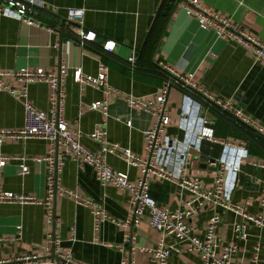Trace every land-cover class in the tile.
Here are the masks:
<instances>
[{"label":"crops","instance_id":"1","mask_svg":"<svg viewBox=\"0 0 264 264\" xmlns=\"http://www.w3.org/2000/svg\"><path fill=\"white\" fill-rule=\"evenodd\" d=\"M45 4L35 15L38 24H28L10 16L0 19V68L15 70L24 67L55 70L67 64L63 80L66 90L64 118L73 130L82 132L81 142L93 151L101 143L90 134L106 122L107 141L130 148L146 157V131L153 127L157 116L140 108H130L126 96L142 97L157 107V95L165 87L166 72L159 64L165 61L179 72L192 75L193 80L216 97L231 100L250 118L264 127V61H256L251 50L218 37L212 27L203 28L199 20L190 18L182 7V0H38ZM203 7L233 20L257 38L264 40V0H200ZM58 7V12L53 8ZM85 9L84 25L97 38L81 46L74 31L75 24L66 18V9ZM106 40L116 42L112 52L103 49ZM57 44L58 47H54ZM138 52V65L132 70L128 57ZM100 63L108 67L109 84L123 94L109 102L108 115L89 110L93 102L104 100L100 88L87 86L83 91L74 81V68L93 76L99 73ZM10 85L22 87L11 79ZM50 86L46 82L30 84L29 98L34 105L48 111ZM185 103V90L174 84L166 108L170 123L165 134L183 140L180 112ZM213 121L215 136L234 144L246 143L249 159L264 160V133L239 122L234 116L213 107L204 112ZM131 120V125H128ZM185 121V120H184ZM194 120L184 122L190 126ZM23 104L8 92H0V127L19 128L24 125ZM244 127V128H243ZM251 134H247L245 131ZM49 142L42 138L7 140L0 145V153L25 156L30 172L19 174L20 160H13L0 172V188L18 194L44 197L46 194L45 163L34 160L47 156ZM223 145L203 140L200 150L193 149L184 170L187 175L199 176L202 188H210L217 168L209 163L219 158ZM107 163L115 170L125 172L131 181L140 176V168L128 166L124 158L108 154ZM62 184L83 196L94 199L111 217L95 230L91 208L77 204L72 198H57L55 212L59 226L48 222L47 207L41 204L4 203L0 205V259L16 258L32 253L44 255L43 246L49 233L60 236L61 247L70 249L73 258L81 264H151L148 248L157 244L160 232L150 226V217L144 215L138 227L120 225L131 217V201L127 191L114 185H102L93 168L79 167L69 157L61 173ZM264 168L249 162L241 164L233 192V202L242 204L253 214L261 211L260 182ZM151 194L162 207H186L192 198L189 191L175 183L153 178ZM220 213L222 224L216 230V239L226 245L234 241L233 223L236 215L221 207L205 205L198 215L188 220L193 232L204 237L210 217ZM113 218V220H111ZM136 239L128 243L131 231ZM259 246V262L264 264V229L249 226V238L241 242L234 259L251 264ZM169 264H203L199 253L184 251L174 254Z\"/></svg>","mask_w":264,"mask_h":264},{"label":"built area","instance_id":"2","mask_svg":"<svg viewBox=\"0 0 264 264\" xmlns=\"http://www.w3.org/2000/svg\"><path fill=\"white\" fill-rule=\"evenodd\" d=\"M44 6L45 4L38 0H0V19L3 16H10L28 24H38L35 15ZM182 7L190 18L199 20L203 28L212 27L221 39L245 46L253 52L256 61H264V40L241 28L230 18L206 9L200 0H182ZM65 9L66 18L75 24L74 31L79 44L85 46L88 42L95 41L97 34L84 25L85 9L77 7ZM58 10V7L53 8L54 12ZM54 47L58 45L55 44ZM115 47L116 42L113 40H106L103 44V49L107 52H112ZM138 57L136 50L128 57L132 70L137 68ZM159 64L166 72L167 78L165 87L157 95L155 110L150 108L152 101L131 94L126 96L130 108H140L157 116L153 127L146 131V157L137 155L130 148H121L119 144L108 142L106 122L99 124L90 134L93 140L101 143L99 151H93L81 142L82 132L73 130L64 118L66 90L63 80L70 68L67 64H62L55 70L42 67L35 69L24 67L15 70L0 68V92H8L18 99L23 104L25 112V122L22 127H0V145L7 140L20 141L30 138H42L50 144L47 156L34 158L45 163L46 166L45 196L40 198L3 191L0 188V205L4 203L45 205L48 222L57 227L59 226L55 212L57 198H72L77 204L91 208L95 230H99L101 223L111 218L108 213L94 199L65 187L61 182L63 166L71 157L79 167L90 165L102 185H114L129 193L131 217L120 222V225L133 229L139 226L144 215H149L150 226L160 232L157 244L148 248L151 264H169L174 254L184 251L199 253L203 258V264H244L235 260L234 255L238 252L240 243L248 240L251 224L264 229V179L260 182L261 211L257 214L248 212L242 204L234 203L233 192L241 164L249 162L264 168V160L249 159L246 143L234 144L217 138L211 127L213 121L204 112L215 107L261 133H264V127L247 116L231 100L216 97L209 90L201 87L193 80L191 74H183L165 61H160ZM107 71L108 67L100 63L97 76L84 73L82 68H74L73 72L74 81L80 85L81 91L91 86L102 89L106 94V99L89 105V110H98L105 115H108L110 100L123 94L109 84ZM11 79L22 83V87L10 85ZM38 82H46L50 86L51 106L48 111L37 108L29 98V85ZM174 84L185 90V103L180 112L183 119L181 125L186 130V137L183 140L165 134L170 123V112L166 108V102ZM190 118L194 121L190 126L185 125L184 122H188ZM127 123L131 125L132 122L128 120ZM203 140L223 145L222 155L214 158V161L209 160V163L217 168L214 183L210 188H202L199 176L187 175L184 170L192 156V150H200ZM108 154L123 157L128 166L139 167V178L131 181L127 173L113 169L107 163ZM13 160L23 162L19 174L26 175L30 172L29 167L24 163L27 160L25 156L3 153H0V172ZM153 178L175 183L181 190L189 191L192 198L186 202V207L171 209L160 206L151 194ZM205 205L221 207L236 215L237 219L233 223L234 241L222 245L216 239V230L222 224V217L218 212L210 217L204 237L193 232L188 220L198 215ZM135 239L132 230L126 234L128 243H134ZM259 250L257 245L251 264H258ZM43 251L44 255L32 253L16 258L0 259V264H81L73 258L70 249L61 247L60 236L55 232L49 233L46 237Z\"/></svg>","mask_w":264,"mask_h":264},{"label":"trees","instance_id":"3","mask_svg":"<svg viewBox=\"0 0 264 264\" xmlns=\"http://www.w3.org/2000/svg\"><path fill=\"white\" fill-rule=\"evenodd\" d=\"M244 128V127H243ZM244 131H245V129H244ZM247 134L249 133V131L247 130V131H245ZM250 134V133H249ZM251 135V134H250Z\"/></svg>","mask_w":264,"mask_h":264},{"label":"water","instance_id":"4","mask_svg":"<svg viewBox=\"0 0 264 264\" xmlns=\"http://www.w3.org/2000/svg\"><path fill=\"white\" fill-rule=\"evenodd\" d=\"M211 160H212V161H214L215 159H214V158H212Z\"/></svg>","mask_w":264,"mask_h":264}]
</instances>
